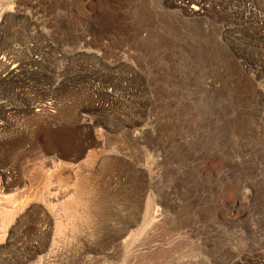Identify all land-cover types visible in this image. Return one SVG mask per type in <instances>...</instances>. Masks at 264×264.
Returning <instances> with one entry per match:
<instances>
[{
	"label": "rangeland",
	"instance_id": "rangeland-1",
	"mask_svg": "<svg viewBox=\"0 0 264 264\" xmlns=\"http://www.w3.org/2000/svg\"><path fill=\"white\" fill-rule=\"evenodd\" d=\"M190 1L0 0V44L66 84L0 115L4 196L34 203L8 253L60 221L42 264H264V0Z\"/></svg>",
	"mask_w": 264,
	"mask_h": 264
},
{
	"label": "bare ground",
	"instance_id": "bare-ground-1",
	"mask_svg": "<svg viewBox=\"0 0 264 264\" xmlns=\"http://www.w3.org/2000/svg\"><path fill=\"white\" fill-rule=\"evenodd\" d=\"M172 1L174 3H178L179 5H180V3H184V0H172ZM189 4H190V6H192V7H189L190 14H193L196 16L203 14L202 13V5H201L200 1L191 0L190 3H187L188 6H189ZM8 18H9V16L8 17L2 16L0 18V30L3 27H5V20H7ZM12 19H15V18H12ZM28 26H29V31L36 29L39 31V33L37 35H39L42 38L45 37L42 30L39 28L40 26L38 25V23H30L29 22ZM3 29H5V28H3ZM35 34L36 33L31 34L30 37H35ZM46 45H47V43H46ZM30 48H31L30 52L34 53V54H38V53H41L44 51L43 50L44 47L41 44L40 45H34ZM55 50L59 51V50H57V48H55ZM41 54H43V53H41ZM16 55H19L18 50L13 45L3 44V43L0 44V115H3L5 113H11V114L23 113V114H28V115H32V116H34L35 113L36 114H42V116L47 115L48 110H46L42 106H39L36 103H31L28 106L26 104H23L22 106H20L18 108H13L12 106H10L8 104L9 100L13 96L14 93L19 92V88H21V87H29V88H34L36 90L38 89L39 91H41V89H45L42 86H49L50 87V92H49L50 94L49 95L51 97H52V94H55V96H57L56 94H58L60 91H62V89L64 90V88L66 87V84H64V82L61 81L62 80L60 78L61 74H59V72H57V71H52V72H47V73L39 71V70L38 71L37 70L36 71H26L27 65H35L37 63H42V60H40L38 58L34 59V57H30V56H27V57L24 56L23 59H20V58H17ZM81 57L82 56H80V58ZM58 58L59 57L57 56L56 59H58ZM60 58H62V56H60ZM69 59H71V58L69 57ZM77 60H78V58H77ZM65 61H66V59H65ZM90 74H84L83 80H87V82L93 81L92 78L94 76H91ZM59 78H60V80H59ZM75 82H77V81H75ZM121 82L123 83V81H121ZM14 86H16V88H18V90H16V92H11V90L13 89ZM111 87H113V86H111ZM108 96L111 97L112 99L117 100V98L114 96L113 92L109 93ZM34 107L40 108V109L37 111H33ZM0 129H2L1 126H0ZM5 185L6 184H2V183L0 184V220H2V222L0 223V235H1V237H0V264H42L43 263L42 262L43 255L46 252H52L56 248L55 247L57 245L56 240L60 241L59 236H57L59 238V239H57V237L55 235L63 234L66 227L65 228L63 227L64 224L63 225L57 224L60 222L59 221L56 223V226H54V228L52 229L51 232H53V235H50L51 237L50 236L43 237L41 235L42 237L40 239L36 240L34 243L30 244V246L27 248V250H21L20 249L19 254L8 253V250L13 245V233H14L15 228H17V225L19 224L20 221L27 218V216H24V213L26 211L28 212V210L32 207V205L34 203L22 205V204H19L17 202H14L13 198H10L8 196H4L5 193L3 192V187H5ZM50 197H52V196H50ZM56 219H57V217H56ZM40 233H41V231H40ZM47 235H49V233ZM37 237H39V236H37ZM62 237H64V236H62ZM61 242L60 243L58 242L59 245L62 244ZM53 253H56V251L55 252L53 251ZM52 255L55 256L57 254H52ZM51 257H53V256H51ZM54 258H56V257H54ZM79 259H80V257H79ZM73 261H74V259H73ZM84 262H86V261H83V263Z\"/></svg>",
	"mask_w": 264,
	"mask_h": 264
}]
</instances>
